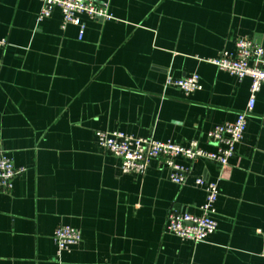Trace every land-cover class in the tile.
Wrapping results in <instances>:
<instances>
[{"label": "crops", "instance_id": "obj_1", "mask_svg": "<svg viewBox=\"0 0 264 264\" xmlns=\"http://www.w3.org/2000/svg\"><path fill=\"white\" fill-rule=\"evenodd\" d=\"M111 19L80 15L62 29L38 0H0V153L25 172L0 191V264H264V87L243 141L224 170L206 160L184 185L153 161L123 174L97 133L214 151L208 134L245 110L252 81L208 60L248 38L264 48V0H96ZM201 78L185 95L168 75ZM218 182V228L205 242L168 232L171 209L200 214ZM81 233L57 255L54 233Z\"/></svg>", "mask_w": 264, "mask_h": 264}, {"label": "built area", "instance_id": "obj_2", "mask_svg": "<svg viewBox=\"0 0 264 264\" xmlns=\"http://www.w3.org/2000/svg\"><path fill=\"white\" fill-rule=\"evenodd\" d=\"M42 3L38 15V23L51 17L55 9L63 14L62 29L68 25L80 27V38L85 33V25L79 16L86 15L91 19H111L108 5L99 6L96 0H38ZM6 41L0 40V47ZM208 62L219 70L227 72L240 80L250 78L252 81L250 97L244 111L237 115L232 123L219 125L208 134L209 141L214 145V151L200 147L197 141L188 145H179L171 141L161 142L153 138H138L123 132H98L97 139L101 148L121 160L123 174H144L153 161L168 169L170 180L176 185H184L190 176V169L178 162L179 159L195 162L206 160L215 163L224 170L235 156L237 146L243 141L248 128L249 118L256 106L257 94L264 87V48L248 38L236 41V51H223ZM166 87L180 89L185 95L202 90L201 78L193 74L183 79H174L168 75ZM25 172L23 167H16L13 160L4 152L0 153V191L10 192L14 180ZM195 184L206 192V200L200 207V214L194 215L171 209L168 214V232L183 241L195 243L205 242L218 228L215 218L217 201L220 190L218 182L206 181L201 177L195 178ZM57 245V255L71 249L81 241V233L67 225L60 226L54 233Z\"/></svg>", "mask_w": 264, "mask_h": 264}]
</instances>
